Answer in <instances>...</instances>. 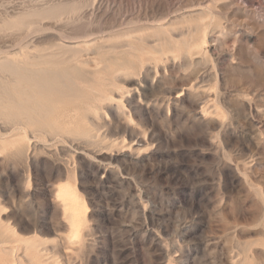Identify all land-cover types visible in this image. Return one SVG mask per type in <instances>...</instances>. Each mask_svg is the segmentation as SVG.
I'll use <instances>...</instances> for the list:
<instances>
[{
    "label": "rangeland",
    "instance_id": "1",
    "mask_svg": "<svg viewBox=\"0 0 264 264\" xmlns=\"http://www.w3.org/2000/svg\"><path fill=\"white\" fill-rule=\"evenodd\" d=\"M12 53L56 58L81 103L54 132L0 103V264H264V0H0Z\"/></svg>",
    "mask_w": 264,
    "mask_h": 264
},
{
    "label": "bare ground",
    "instance_id": "2",
    "mask_svg": "<svg viewBox=\"0 0 264 264\" xmlns=\"http://www.w3.org/2000/svg\"><path fill=\"white\" fill-rule=\"evenodd\" d=\"M67 4L50 6L38 13L54 16L65 11L75 12L81 6L78 2H73L70 5ZM203 6L207 8L206 4ZM65 41L69 43L78 42L75 40ZM84 41L87 42L86 40ZM201 42L204 41L201 40ZM64 46L72 48L70 45ZM57 65H59V61L56 58L46 55H39L37 57L24 55L19 58L17 53H12L1 58L0 103H7V109H1L6 112L1 113L2 111H0L1 116H5L7 121L14 125L34 124L39 127L48 128L51 132H54L56 130L53 126L54 122L49 118L57 111L58 105L60 103H81L77 102L78 98L81 97L80 93L73 91L71 86L67 85L70 80L68 78V70L60 69ZM70 90L73 92L67 94ZM54 195L56 201L60 203L65 217L68 219L71 240H77L80 234L81 222L79 208H85V203L78 201L73 186L63 183L55 186ZM6 241L8 239H6L4 232L0 229V243ZM26 245L32 246L35 244L27 242Z\"/></svg>",
    "mask_w": 264,
    "mask_h": 264
}]
</instances>
